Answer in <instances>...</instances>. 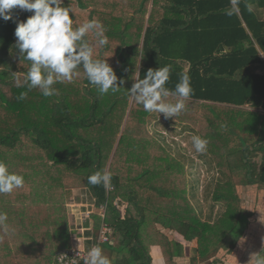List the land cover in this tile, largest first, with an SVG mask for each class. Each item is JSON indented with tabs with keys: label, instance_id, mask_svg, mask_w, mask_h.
<instances>
[{
	"label": "trees",
	"instance_id": "16d2710c",
	"mask_svg": "<svg viewBox=\"0 0 264 264\" xmlns=\"http://www.w3.org/2000/svg\"><path fill=\"white\" fill-rule=\"evenodd\" d=\"M63 3L74 29L89 20L102 24L108 44L95 45L93 32L85 39L123 84L101 96L81 66L71 82L54 84L50 97L16 87L31 62L16 47L15 28L32 13L14 8L10 20L0 18V160L24 176L22 187L0 193L9 229L0 228V264H55L71 246L66 200L80 187L94 205L89 234L102 220L94 208L106 204L104 222L116 241L100 247L113 264H151L154 244L165 264H177L183 245L157 225L196 241L194 260L218 264L219 250L232 252L253 216L240 205L236 181L264 186V0H241L232 16L226 15L230 0ZM166 65L170 92L190 77L193 93L171 119L208 140L217 172L210 212L215 203L222 206L213 220L186 198L184 168L148 131L150 116L162 113L146 112L129 94L137 72L142 79ZM21 92H27L22 101ZM95 171L110 172V184H89Z\"/></svg>",
	"mask_w": 264,
	"mask_h": 264
},
{
	"label": "clouds",
	"instance_id": "9594fccd",
	"mask_svg": "<svg viewBox=\"0 0 264 264\" xmlns=\"http://www.w3.org/2000/svg\"><path fill=\"white\" fill-rule=\"evenodd\" d=\"M241 0H230L231 7L226 15L232 16L239 11ZM63 0H0V18L10 20L11 10L31 12L23 22L15 28L16 47L23 58L30 61V68L23 80H17L16 87L32 90L38 88L45 97L56 94L54 84L64 81L71 82L78 68L82 66L91 86H95L99 95L117 93L123 84H117V75L105 59L94 58V45L86 39L93 32L95 45L103 47L108 44V38L102 24L97 20H89L77 28H73L71 10L63 6ZM249 11L251 8L249 7ZM172 71L171 65L148 69L145 76L137 79L129 89V94L135 103L142 105L146 112L162 113L165 118L179 115L186 107L185 101L192 95L193 89L190 77L183 75L177 83L174 92L166 87ZM170 95L178 96L177 102L167 101ZM27 92H21L17 100L26 99ZM192 145L197 153L207 150L208 140L199 135H193ZM111 173L95 171L87 177V182L93 186L108 185ZM24 176L10 172L8 165L0 160V193H11L22 187ZM8 216L0 212V228L9 231ZM252 264H264V253L251 256ZM73 264H78L73 260ZM83 264H113L112 260L103 254L99 245L87 250Z\"/></svg>",
	"mask_w": 264,
	"mask_h": 264
},
{
	"label": "rangeland",
	"instance_id": "374dc122",
	"mask_svg": "<svg viewBox=\"0 0 264 264\" xmlns=\"http://www.w3.org/2000/svg\"><path fill=\"white\" fill-rule=\"evenodd\" d=\"M250 109L254 110L253 108ZM127 117L128 115L124 118V122ZM124 122L122 128L124 127ZM179 126L180 125L174 122V120L165 118L164 115L161 114L158 117L150 116L148 131L166 148L170 156L172 155L180 162V171L184 168L183 179L185 183L183 185L185 187L186 198L196 209L199 210L200 206L202 217L208 219L213 201L211 199L214 188L212 183L214 179L217 178V172L211 162L208 146L204 153H197L192 145V136H201L200 132L196 133L195 131H191L190 124L184 127L183 131L182 127L180 128ZM161 134H163V136ZM236 183V192L241 201L240 205L242 208L251 211L253 216L250 219L247 230L237 244L239 246L238 250L236 251V249H234L232 252H229L225 249H220L217 253V258L220 260L218 264L228 263L229 258L231 259V264H252L251 256L258 253L264 246V186H242L238 181H236ZM91 201V193L87 188L80 187L71 189L69 199L66 200L70 236L71 234H78L79 230L89 222L87 221L85 223L87 218L84 213L87 208L86 204H89L88 206L90 207L92 204ZM221 207V204L215 203L214 208H212L213 212L211 213L210 219H214V215H216V213L218 214L222 209ZM94 212L99 213L100 208H94ZM160 230L168 237L172 236L176 238L178 242H180L179 238L181 241L183 240L178 234L169 232L161 226ZM85 234L92 235L91 233L89 234V232H85ZM115 239L116 238L113 237V243L116 241ZM193 243L194 245L189 243L185 245L189 249L191 247L195 248L191 251L188 249L187 259H185L187 264L192 263L191 260L189 261V258H192L190 256L193 255V253L196 254V241ZM103 254L108 255L107 250H103ZM196 263L197 262H193L192 264ZM206 263L207 262H203L200 264Z\"/></svg>",
	"mask_w": 264,
	"mask_h": 264
},
{
	"label": "built area",
	"instance_id": "2783aa9c",
	"mask_svg": "<svg viewBox=\"0 0 264 264\" xmlns=\"http://www.w3.org/2000/svg\"><path fill=\"white\" fill-rule=\"evenodd\" d=\"M93 203L90 208L84 213L86 215L88 223L84 225L78 232V234H71V246L58 253L55 257V264H73V260H77L78 264H83V259L87 255V250L95 245L101 246L104 242H111L110 233L111 229L108 227L106 222H104V214L106 204L101 205L99 215L101 216V224L94 235H86L85 232L91 231V213L93 212ZM74 235V236H73Z\"/></svg>",
	"mask_w": 264,
	"mask_h": 264
},
{
	"label": "crops",
	"instance_id": "0c3cea01",
	"mask_svg": "<svg viewBox=\"0 0 264 264\" xmlns=\"http://www.w3.org/2000/svg\"><path fill=\"white\" fill-rule=\"evenodd\" d=\"M228 51H230V50H228ZM200 103H202V101H200ZM174 120V119H173ZM89 204H86V210L87 209H89L90 207L88 206ZM157 228H159L160 229V226H158L157 225ZM165 230H167V231H169V232H172V231H170V230H168V229H165ZM175 233V232H174ZM177 234V233H176ZM179 235V234H178ZM180 236V235H179ZM169 239H175L176 240V238H173L172 236H169ZM183 239V238H182ZM179 241H180V243L183 245V255L182 256H178V257H174V261H176V263L177 264H187L186 262H185V259H187L186 257H187V251H188V249L189 248H187L185 245L187 244V243H189V244H191V245H194V243L193 242H195V241H193V242H188V241H185L184 239L181 241L180 240V238H179ZM111 244H112V241L110 242ZM187 248V249H186ZM238 248H239V246L237 245L236 246V251L238 250ZM195 248H193V247H191L190 249H189V251H191V250H194ZM150 255H151V258H152V262H151V264H165V261H164V258H163V254H162V251H161V248L158 246V245H150ZM195 256H196V254H194L193 253V255H191L190 257H192V258H189V261L191 260V262L193 263H195V262H197L196 264H200V263H203V262H201V261H199V260H194L193 258H195ZM230 261H231V259L229 258L228 259V263H226V264H231L230 263ZM191 263V264H192ZM207 264V263H206Z\"/></svg>",
	"mask_w": 264,
	"mask_h": 264
},
{
	"label": "water",
	"instance_id": "95a60500",
	"mask_svg": "<svg viewBox=\"0 0 264 264\" xmlns=\"http://www.w3.org/2000/svg\"><path fill=\"white\" fill-rule=\"evenodd\" d=\"M227 50H230V47H227Z\"/></svg>",
	"mask_w": 264,
	"mask_h": 264
}]
</instances>
